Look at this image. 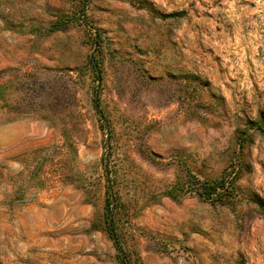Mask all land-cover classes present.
<instances>
[{"label":"rangeland","instance_id":"rangeland-1","mask_svg":"<svg viewBox=\"0 0 264 264\" xmlns=\"http://www.w3.org/2000/svg\"><path fill=\"white\" fill-rule=\"evenodd\" d=\"M263 129L264 0H0V264H264Z\"/></svg>","mask_w":264,"mask_h":264},{"label":"trees","instance_id":"trees-1","mask_svg":"<svg viewBox=\"0 0 264 264\" xmlns=\"http://www.w3.org/2000/svg\"><path fill=\"white\" fill-rule=\"evenodd\" d=\"M264 130V129H263ZM225 181L218 180L215 181L212 185H205L203 191H201L200 196L206 199H211L214 195H216L219 191L224 190Z\"/></svg>","mask_w":264,"mask_h":264}]
</instances>
